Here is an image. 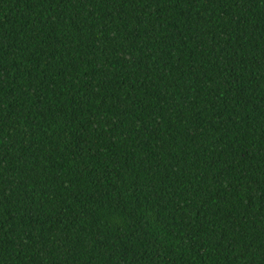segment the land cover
I'll list each match as a JSON object with an SVG mask.
<instances>
[{
    "label": "trees",
    "instance_id": "trees-1",
    "mask_svg": "<svg viewBox=\"0 0 264 264\" xmlns=\"http://www.w3.org/2000/svg\"><path fill=\"white\" fill-rule=\"evenodd\" d=\"M0 264H264V0H0Z\"/></svg>",
    "mask_w": 264,
    "mask_h": 264
}]
</instances>
